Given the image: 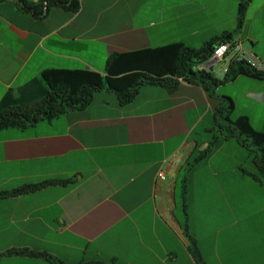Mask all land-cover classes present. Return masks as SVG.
<instances>
[{
    "label": "crops",
    "instance_id": "obj_1",
    "mask_svg": "<svg viewBox=\"0 0 264 264\" xmlns=\"http://www.w3.org/2000/svg\"><path fill=\"white\" fill-rule=\"evenodd\" d=\"M78 1L77 11L44 2L37 17L19 0H0V103L38 96L46 69L104 74L112 53L172 43L199 48L227 32L264 61V53L243 43L256 44L251 27L264 13V0L250 1L240 28L238 0H166L157 19L142 14L147 0ZM233 57L219 62L212 75L222 79ZM241 81L251 87L244 89L245 109L238 112L232 91ZM220 91L233 102L235 116L264 131L254 124L264 119V79L238 75L216 95ZM202 105L206 114L219 100L211 104L200 86L178 80L142 85L126 105L115 92L100 90L85 109L1 129L0 191L50 178L75 182L0 199V254L23 248L58 264H264V202L243 197L264 189V182L249 177L241 164L211 169V157L229 139L197 160L209 142L191 138ZM0 264L54 263L3 255Z\"/></svg>",
    "mask_w": 264,
    "mask_h": 264
},
{
    "label": "trees",
    "instance_id": "obj_2",
    "mask_svg": "<svg viewBox=\"0 0 264 264\" xmlns=\"http://www.w3.org/2000/svg\"><path fill=\"white\" fill-rule=\"evenodd\" d=\"M27 10L37 17L43 15V3L56 5L72 11L79 9L78 0H41V4L19 0ZM238 27L244 22L245 14L251 0H238ZM234 40L232 33H224L204 43L199 48H190L183 43H172L156 48H145L133 52L112 53L105 61L104 74L90 69H46L41 72L40 80L43 92L33 99L16 100L8 97L0 103V130L7 128H24L40 120L56 118L67 111L87 108L95 92L113 91L117 94L120 105L129 104L138 88L145 84L172 86L178 80L200 86L207 94L220 99L214 113L215 124L226 129L221 135H213L208 140L205 152L197 160L209 156L222 141L235 138L240 146L253 147L256 155L252 159L256 173L250 176L264 182V131L255 129L246 116L234 115V104L226 97H218L216 89L223 83L246 75L264 79V69L259 70L245 60L233 57L222 79L215 78L211 71L196 72L195 65L201 64L211 56L216 45ZM75 182L74 177L50 178L38 183H25L14 189L1 190L0 199L14 198L34 193L45 188L68 186ZM3 255L29 256L44 258L54 264L57 260L43 252L17 248ZM196 255V254H195ZM79 264H114L90 261Z\"/></svg>",
    "mask_w": 264,
    "mask_h": 264
},
{
    "label": "rangeland",
    "instance_id": "obj_3",
    "mask_svg": "<svg viewBox=\"0 0 264 264\" xmlns=\"http://www.w3.org/2000/svg\"><path fill=\"white\" fill-rule=\"evenodd\" d=\"M166 2V0H147L143 8L141 9V12L144 16L146 17H154L157 19L160 15H163L162 13V5ZM257 1H254V7L256 8L257 6ZM155 12V13H154ZM246 28V27H245ZM251 35L252 39L256 41V44L251 45V43L247 40H243L244 43V49L245 47H250V49L254 50L255 53L258 55H262L264 53V13L261 12L257 15L252 27H251ZM245 38V37H244ZM243 38V39H244ZM101 56H96V62L99 63ZM258 60L262 59V56L257 57ZM263 61V60H261ZM103 62V60H102ZM264 62V61H263ZM103 65L104 62H103ZM251 87V83L241 81L239 82L236 86L233 88V97L237 99V111H244L245 105L242 104V93L244 92L245 88ZM221 91L218 92L217 96L221 95ZM208 101L213 104L214 101V96H210L207 94ZM220 100V99H218ZM220 102V101H219ZM204 105H202L199 109L200 115L202 114V118L200 122L197 124L195 127V130H193V133L191 134V138L194 137L195 135H200L202 139H207V140H212L213 135L219 136L221 135V132L224 131L226 132V129L220 127V125L215 124V120L213 118V111L215 110H207L206 114L204 111ZM236 113V112H235ZM196 114L191 115V119L194 121L196 119ZM254 124L257 127H264V119L259 118L254 120ZM230 141L225 145L221 151L211 157V169L213 171H217L219 168L222 169H227V170H233V166L237 164H241L240 168L244 171H246L249 174V177H251V173L255 174L256 173V167L255 164L253 163L252 159L256 155V150L253 147H243V146H238V142L235 138L229 139ZM238 143V144H237ZM210 170V168L208 169ZM241 171L237 172V174H240ZM208 174H211L210 171H208ZM251 180V179H250ZM251 182V181H250ZM212 186H216V184H209ZM246 191V190H245ZM213 194L215 195L214 190H212ZM253 192L252 194H248L247 191L246 193L243 194V197L245 199L248 198H258V202H264V189H253L251 190Z\"/></svg>",
    "mask_w": 264,
    "mask_h": 264
},
{
    "label": "built area",
    "instance_id": "obj_4",
    "mask_svg": "<svg viewBox=\"0 0 264 264\" xmlns=\"http://www.w3.org/2000/svg\"><path fill=\"white\" fill-rule=\"evenodd\" d=\"M233 54L238 60H245L251 66L262 70L264 68L263 64L258 60V58L252 53H246L241 48L240 41L234 39L232 41H226L224 43L218 44L214 47L213 52L209 59L201 64L195 65L193 70L196 72L212 71V69L219 63L222 62L228 55Z\"/></svg>",
    "mask_w": 264,
    "mask_h": 264
}]
</instances>
